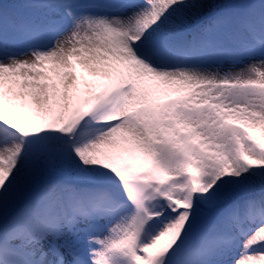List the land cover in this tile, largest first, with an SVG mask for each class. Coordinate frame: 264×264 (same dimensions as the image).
Instances as JSON below:
<instances>
[{
    "label": "snow or ice",
    "instance_id": "obj_1",
    "mask_svg": "<svg viewBox=\"0 0 264 264\" xmlns=\"http://www.w3.org/2000/svg\"><path fill=\"white\" fill-rule=\"evenodd\" d=\"M0 264H264V0H0Z\"/></svg>",
    "mask_w": 264,
    "mask_h": 264
},
{
    "label": "rangeland",
    "instance_id": "obj_2",
    "mask_svg": "<svg viewBox=\"0 0 264 264\" xmlns=\"http://www.w3.org/2000/svg\"><path fill=\"white\" fill-rule=\"evenodd\" d=\"M7 2L14 3V2H17V0H7Z\"/></svg>",
    "mask_w": 264,
    "mask_h": 264
}]
</instances>
